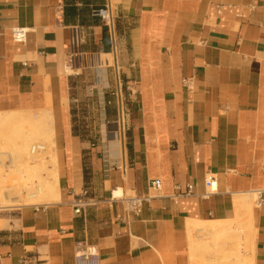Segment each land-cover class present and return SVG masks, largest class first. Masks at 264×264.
<instances>
[{
    "label": "crops",
    "instance_id": "0c3cea01",
    "mask_svg": "<svg viewBox=\"0 0 264 264\" xmlns=\"http://www.w3.org/2000/svg\"><path fill=\"white\" fill-rule=\"evenodd\" d=\"M106 4L113 44L94 16ZM73 26L83 50L115 47L126 117L105 71L90 83L64 71ZM4 113L45 124L58 199L0 206V264H76L83 245L99 264H189L188 220L233 219L238 199L264 196V0H0ZM118 188L148 198L132 212ZM251 213L264 264V202Z\"/></svg>",
    "mask_w": 264,
    "mask_h": 264
},
{
    "label": "rangeland",
    "instance_id": "374dc122",
    "mask_svg": "<svg viewBox=\"0 0 264 264\" xmlns=\"http://www.w3.org/2000/svg\"><path fill=\"white\" fill-rule=\"evenodd\" d=\"M97 53L101 54L103 52L98 51ZM111 56L112 59L109 66L105 65L98 67L95 63L93 66L74 69L71 72H77L79 75L77 77H79L82 82L90 83L97 80L98 71H105L107 81H109V88L106 89L107 92H105V96L109 97L108 99L113 102L114 96L110 94L109 90L114 85L112 53ZM120 77L121 80H123V74L120 73ZM90 98L94 97L91 96ZM16 121L13 120L5 127H0V191L3 193V195H0V198L6 197L7 199L13 200L10 203H0V206L17 207L22 205H34L25 203L22 199L32 191L29 189L30 187L37 188L38 184H40L42 176L39 167L40 158L45 156L47 159V153H49L51 149L53 150L52 137L46 132L43 122L38 120V123H28L20 126V122ZM19 128H23L24 136L28 137V147L34 146L33 151H31L32 158H30L31 156H25V153L21 152L17 147V143L21 140L16 137L17 134L15 132L19 130ZM90 139L92 142H95L97 136H90ZM255 197V194H253L251 198L252 206L255 205ZM241 214H243L241 217L242 225L239 229H234V231L231 232L230 239L227 243H224L223 235H204L203 231H198L197 233L193 232L192 241H189L187 237L189 264H239V259L238 261L232 259L228 262L227 258L234 257L233 255L237 254L236 252L239 250L242 256L251 254L249 251V242L244 238V230H246V226L248 225L247 217L245 213L241 212Z\"/></svg>",
    "mask_w": 264,
    "mask_h": 264
},
{
    "label": "bare ground",
    "instance_id": "6f19581e",
    "mask_svg": "<svg viewBox=\"0 0 264 264\" xmlns=\"http://www.w3.org/2000/svg\"><path fill=\"white\" fill-rule=\"evenodd\" d=\"M94 63H99L105 60L106 65L110 64V61L112 59L111 53H101L94 55ZM19 121H18V120ZM20 122V126L24 124H34L38 123L37 119H32L31 115H28L26 117H17L13 114H0V127H5L8 125L11 121ZM15 132V131H14ZM23 128H19V130H16V137L20 139L21 141L17 143L18 149L25 153V156H31V151H33L34 146L28 147V137L24 136L23 134ZM110 138H114L116 141L118 139L117 133H112L109 136ZM114 143V142H113ZM30 153V154H29ZM48 158L42 156L40 159L39 167L41 169V180L40 184H38V189L36 187H30L29 189L32 190L28 193L27 196H25L24 200L25 203L30 204H42V203H50L52 201H55L58 199V178H57V170H56V161L55 156L53 153V150L51 149L49 153H47ZM46 155V156H47ZM35 189V190H33ZM37 189V190H36ZM1 193V191H0ZM0 195H3L1 193ZM122 195V189H114L112 192L113 198L119 197ZM247 197V196H246ZM252 197V195H251ZM241 199V200H240ZM237 201V209L235 211V216L233 219H227V220H218V219H211V220H199V219H192L188 220L186 227H187V235L189 241L193 240V232L197 233L198 231H203L204 235H223L224 237V243H227L230 239L231 232L234 231V229H239L241 227L242 223V215L241 212L245 213L247 217L248 225L246 226V230H244V238L247 242H249V251L251 254L242 256L240 255V250L237 251V254H234L232 258H227L228 262L232 259H235L238 261L239 264H253V241H254V230L252 226V219H251V210H252V204L251 201L248 202L247 198H240ZM13 200L7 199L6 197L0 198V203H10ZM208 243L207 241H204Z\"/></svg>",
    "mask_w": 264,
    "mask_h": 264
},
{
    "label": "built area",
    "instance_id": "2783aa9c",
    "mask_svg": "<svg viewBox=\"0 0 264 264\" xmlns=\"http://www.w3.org/2000/svg\"><path fill=\"white\" fill-rule=\"evenodd\" d=\"M94 15L98 16L101 22L106 27V31L109 37L110 42L113 44L115 39V16L110 9V5L106 4L103 7H100L94 10ZM12 38L17 42H22L25 39L26 30L24 27L15 26L11 29ZM84 31L80 26H73L71 27L70 32V51L68 53V57L66 59V63L64 66V71L69 74H75L71 71L74 69H82L86 67L93 66L94 63V55L99 54L97 52L86 51L82 49V44L84 42ZM111 53L113 54V73H114V85L110 90V94L114 96L113 102L115 103L116 108L120 111L121 118H124L128 115V110L126 111L125 106H123L124 96H123V89H122V81L120 77V68L118 65V61L116 60L115 55V47L112 48ZM106 62L103 60L102 62H97L96 66L102 67L105 66ZM109 66V64L107 65ZM69 70V71H68ZM108 103L110 104L111 101L108 99ZM205 184L209 189V193H212L216 189V182L213 180L212 177L207 178L205 180ZM151 186L158 190L161 186L160 179H153L151 181ZM194 189V184L186 183L184 190L182 193L184 195L192 193ZM121 200L125 201L127 210L135 211L137 210L142 202L148 198V196H139V195H131V196H123L120 195L119 197ZM256 203L264 202V196L259 191L256 197ZM83 203L84 202H80ZM82 205L76 206L74 211L76 213L81 212ZM81 244L82 242H78ZM75 262L76 264H99V255L95 249H88L83 245V249H79L75 253Z\"/></svg>",
    "mask_w": 264,
    "mask_h": 264
},
{
    "label": "trees",
    "instance_id": "16d2710c",
    "mask_svg": "<svg viewBox=\"0 0 264 264\" xmlns=\"http://www.w3.org/2000/svg\"><path fill=\"white\" fill-rule=\"evenodd\" d=\"M98 9V8H97ZM94 16H96V15H94Z\"/></svg>",
    "mask_w": 264,
    "mask_h": 264
}]
</instances>
